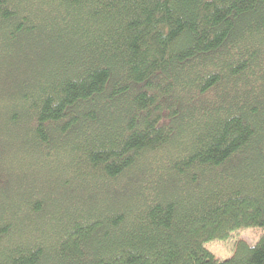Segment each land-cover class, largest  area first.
<instances>
[{
	"label": "trees",
	"instance_id": "obj_1",
	"mask_svg": "<svg viewBox=\"0 0 264 264\" xmlns=\"http://www.w3.org/2000/svg\"><path fill=\"white\" fill-rule=\"evenodd\" d=\"M264 0H0V264H264Z\"/></svg>",
	"mask_w": 264,
	"mask_h": 264
},
{
	"label": "rangeland",
	"instance_id": "obj_2",
	"mask_svg": "<svg viewBox=\"0 0 264 264\" xmlns=\"http://www.w3.org/2000/svg\"><path fill=\"white\" fill-rule=\"evenodd\" d=\"M263 229L260 227H249L240 229L234 232L230 237L225 240H215L208 242L206 248L212 252L219 259H226L233 253L234 243L237 240H244L253 245L263 234Z\"/></svg>",
	"mask_w": 264,
	"mask_h": 264
}]
</instances>
